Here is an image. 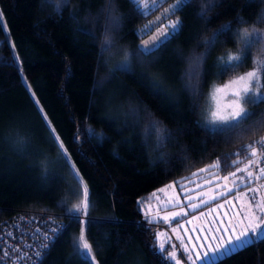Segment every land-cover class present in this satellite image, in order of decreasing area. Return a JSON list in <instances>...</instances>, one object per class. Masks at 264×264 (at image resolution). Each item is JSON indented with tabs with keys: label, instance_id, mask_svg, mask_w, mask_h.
I'll return each instance as SVG.
<instances>
[{
	"label": "trees",
	"instance_id": "obj_1",
	"mask_svg": "<svg viewBox=\"0 0 264 264\" xmlns=\"http://www.w3.org/2000/svg\"><path fill=\"white\" fill-rule=\"evenodd\" d=\"M174 2L142 13L130 0H0V219L30 208L63 220L37 264H88L75 247L80 220L98 264H173L137 196L212 162L226 172L264 136V103L246 104L253 115L237 129L199 116L213 85L254 67L261 45L225 74L220 58L243 47L242 29L264 31V0H191L165 14ZM177 17L174 37L137 48ZM72 165L91 205L79 219ZM207 264H264V237Z\"/></svg>",
	"mask_w": 264,
	"mask_h": 264
},
{
	"label": "rangeland",
	"instance_id": "obj_2",
	"mask_svg": "<svg viewBox=\"0 0 264 264\" xmlns=\"http://www.w3.org/2000/svg\"><path fill=\"white\" fill-rule=\"evenodd\" d=\"M249 71L215 84L208 90L199 115L205 122L201 121V124L211 128L222 126L211 122V113L227 114L232 100L231 92L237 87L229 85V81ZM217 88L220 91H215ZM256 149L258 153H264L260 145H256ZM249 160L256 162L250 165ZM246 166L254 174L252 178L244 172H237L238 168L244 169ZM261 168H264V160L259 155L251 156L247 149L246 156L226 172L220 171L217 163L212 162L168 181L146 195L137 196V208L142 218L160 223L154 229L158 248L159 245L166 247L167 258L168 252H175L180 264H202L197 254L203 256L209 251V245L215 246L221 242L219 237L226 239L228 235L238 234L261 216L259 209H254L256 204H264V173L260 172ZM233 172L236 176L229 175ZM241 176L244 177L243 181L238 179ZM224 177L229 178L225 180ZM76 186L78 189V178ZM78 202L77 196L71 206ZM225 228L235 229V233L223 232ZM169 260L175 264V261Z\"/></svg>",
	"mask_w": 264,
	"mask_h": 264
},
{
	"label": "snow or ice",
	"instance_id": "obj_3",
	"mask_svg": "<svg viewBox=\"0 0 264 264\" xmlns=\"http://www.w3.org/2000/svg\"><path fill=\"white\" fill-rule=\"evenodd\" d=\"M68 0H63L64 5H67ZM130 2L136 7V9L140 12H144L148 10L151 6L157 4L158 0H130ZM191 0H175V2L169 5L168 8L164 9V13H175L178 10H182L186 6H190ZM208 6H215L212 3V0H209ZM60 4L56 3L57 11H59ZM109 10H112L111 3L109 4ZM201 15H204V12H201ZM0 17H2V13H0ZM114 23H118V18H113ZM157 20L160 17L156 18ZM242 23H246V21H241ZM259 22H264V15L261 16ZM154 21H149V25L153 24ZM145 27H148L146 25ZM181 21L177 17L175 20H170L169 23L164 28H158L157 32L149 38V40L142 41L141 43V51L145 54H150L158 49L161 45H163L167 40L174 37V35L180 30ZM230 25H224L220 30L213 34V37L210 40H207L206 43L209 46L215 44L218 35L225 30H230ZM239 39L243 45V47L239 50V52L235 54H226L225 56L220 58L221 63V74H225L229 71H234L237 67L243 66V63L248 58L253 48H256L257 45H261L258 48V55L253 58L254 67L251 71L236 77L235 79L229 81V85H237V87L231 92L232 100L229 104V111L226 115H221L219 112L213 111L211 113V122L213 124H221L226 126L229 129H237L240 128L248 119H251L253 113L250 109L246 108L244 105L250 104L252 106H258L261 103H264V31L252 27L251 29L244 28L240 32H238ZM106 46L110 47V41H106ZM226 85L225 87H228ZM215 91H220L219 88L215 89ZM264 111V110H262ZM45 120L47 121V117L45 116ZM50 125V122H48ZM155 127V126H153ZM51 133L54 136L55 142L58 143L61 154L68 159L67 150L64 148L63 143L59 140V136L55 134V129H51ZM256 145H260L264 148V137H260L259 140L253 142V144L247 145V149L251 156L259 155L261 160H264V153H258L256 149ZM256 161L249 160V164H253ZM236 164V161L232 162ZM215 166V165H214ZM74 174L78 178L79 187L74 193L79 197V202L73 205L72 209L69 211H75L77 214V218L79 219L80 214L87 217L88 209L91 206L88 198V190L87 186L83 183L82 177H79L78 171L75 170V166L72 165ZM205 169H201L200 171H204ZM237 172H244L247 174V177L252 178L253 173L248 171V167L246 166L244 169H237ZM261 173H264V168L260 169ZM230 176H236V173H230ZM229 177H224L227 180ZM243 181L244 177L241 176L238 178ZM235 186V185H234ZM193 207H196L193 205ZM254 209H259L261 216L256 218L254 223L250 222L243 230H241L238 234L228 235L225 239L223 236L219 237L220 243H217L215 246L209 245V251L203 253V256L197 254V259L202 261V264H207V262L214 260L217 256H225L228 255L237 249H244L247 246H250L264 237V204H256L254 205ZM173 215H180V213H174ZM253 215L255 212L253 211ZM82 224L80 234L75 242V247L77 251L82 254L87 260L88 264H98L95 259V256L92 251V245L88 242L86 238V228L83 226L87 223L86 220H80ZM62 226H56L51 231L56 233L60 230ZM217 231H221L217 229ZM233 232L235 233V229H223V232ZM207 239V237H205ZM45 239H49L47 234L45 235ZM216 239V237H213ZM175 247V246H173ZM186 247V246H185ZM44 248H47V245H44ZM13 251H17L13 249ZM159 251L164 252V245H159ZM35 255L37 257L41 256V252H36ZM10 252L5 250L3 252V257H9ZM168 258L175 261V264H180V261L176 258L175 252H168ZM20 257L17 256V260ZM15 264V262H13Z\"/></svg>",
	"mask_w": 264,
	"mask_h": 264
},
{
	"label": "built area",
	"instance_id": "obj_4",
	"mask_svg": "<svg viewBox=\"0 0 264 264\" xmlns=\"http://www.w3.org/2000/svg\"><path fill=\"white\" fill-rule=\"evenodd\" d=\"M62 225L59 213L44 209H22L1 218L0 264H37L59 232L53 233L51 229ZM46 234L49 239H45ZM5 250L10 252L9 257H3ZM38 251L42 253L39 257L35 255Z\"/></svg>",
	"mask_w": 264,
	"mask_h": 264
},
{
	"label": "water",
	"instance_id": "obj_5",
	"mask_svg": "<svg viewBox=\"0 0 264 264\" xmlns=\"http://www.w3.org/2000/svg\"><path fill=\"white\" fill-rule=\"evenodd\" d=\"M152 36L153 35H147V36H144L143 38H141L140 40H138L137 43H136L137 48L141 51V43H142V41L149 40V38L152 37Z\"/></svg>",
	"mask_w": 264,
	"mask_h": 264
},
{
	"label": "crops",
	"instance_id": "obj_6",
	"mask_svg": "<svg viewBox=\"0 0 264 264\" xmlns=\"http://www.w3.org/2000/svg\"><path fill=\"white\" fill-rule=\"evenodd\" d=\"M156 223H158V224L160 225V223H159V222H156Z\"/></svg>",
	"mask_w": 264,
	"mask_h": 264
}]
</instances>
